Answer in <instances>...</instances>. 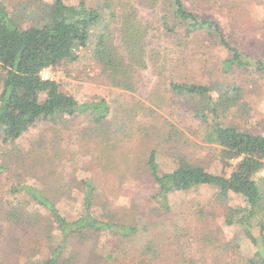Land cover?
<instances>
[{"label":"trees","instance_id":"obj_1","mask_svg":"<svg viewBox=\"0 0 264 264\" xmlns=\"http://www.w3.org/2000/svg\"><path fill=\"white\" fill-rule=\"evenodd\" d=\"M138 4L143 9L164 6L166 14L162 20L168 35L183 37L184 41L201 36L222 47L228 53L224 71L249 69L264 74V61L245 54L229 36V19L234 21L230 17L235 15L232 0H138ZM202 7L212 8L216 17H205ZM150 30L132 0H96L93 6H88L87 0L76 6L63 0H33L20 2L14 8L0 3L2 144L14 145L38 122L56 125L53 137L42 135L25 153L14 148L13 163L12 157L1 162L2 172L35 181L15 180L10 188L14 200L0 203V247L12 250L3 255L19 252L18 231L26 228H39L42 237L52 243L50 257L33 264H84L82 252L69 249L76 244L93 248L103 234L132 244L140 227L122 221L102 192L99 173L114 179L126 174L139 178L140 174L147 185L155 188L146 214L170 213L171 195L202 186L216 188L220 201L227 200L231 193L239 195L244 205L230 209L225 224L241 227L256 247L255 259L246 264H264V246L252 235L259 223L261 239L264 237V183L258 177L264 169V130L244 131L222 120V115L241 106L244 91L240 86L221 82L193 84L167 77L177 68L175 54L172 57L158 49L147 51ZM89 49L107 86L125 94L114 113L106 99L80 103L62 92L55 81L41 75L45 69L77 62L82 51ZM149 66L166 87L169 100L189 109L200 122L206 142L220 149L222 172H210L192 161L185 152L188 140L179 139L183 136L181 131L170 123L162 130H154L155 145L159 148L144 155L145 161L140 163L145 170L142 173L135 158L123 153L127 141L148 132L138 126V119L165 106V98L150 106L141 100L136 75ZM77 118L85 119L78 134L89 160L83 167L85 177L79 179L75 170L72 180H68L59 172L68 152L61 148L64 137L60 132ZM59 124L62 128H57ZM168 150L176 157L175 167L171 172H162L159 152L168 154ZM228 169L232 171L228 173ZM77 201L83 205V212L77 219L68 220L59 206H73ZM146 220H140L144 222V232L149 228ZM54 231L58 237L55 245ZM155 247L153 241H145L139 247L133 245L124 251L125 260L121 259V263L158 264L160 254ZM4 256H0V264H7Z\"/></svg>","mask_w":264,"mask_h":264},{"label":"rangeland","instance_id":"obj_2","mask_svg":"<svg viewBox=\"0 0 264 264\" xmlns=\"http://www.w3.org/2000/svg\"><path fill=\"white\" fill-rule=\"evenodd\" d=\"M33 0H0V3L14 8L20 2L28 3ZM52 3L53 0H42ZM69 6L78 5L81 0H63ZM96 0H87L88 6H93ZM136 3L141 19L151 26L147 39V51L158 49L168 56H173L177 68L167 77H174L181 82L193 84H210L221 82L240 86L243 100L240 107L233 108L231 112L222 115L225 124L235 125L244 131L264 130V74L254 70H239L233 68L224 71L223 62L228 58V53L215 44L213 40L197 36L192 41H184L183 37L168 35L163 27V17L166 14L164 6L156 9H143ZM235 7L234 17L229 19L227 28L229 36L234 43H238L248 56L256 60L264 61V0H232ZM212 8L202 7L203 15L207 18H215ZM229 10H226L228 12ZM182 35V32H180ZM91 49V48H90ZM83 50L79 60L75 63H63L56 68L45 69L42 73L44 79L55 81L60 90L75 97L80 103L93 102L106 99L111 106L112 113L122 102L125 94L107 86L102 79L98 67L92 62L91 50ZM1 72V70H0ZM141 100L149 106L158 103L159 98H165V106L156 109L151 116H141L138 126L147 129L140 137L127 141L123 147V153L135 158L140 166V172L144 170V155L155 145L154 130H162L168 123L175 125L182 133V140H188L185 152L192 161L203 165L213 173L222 172L220 161V149L209 145L203 133L200 122L190 113L183 104L169 100L166 87L158 81V78L150 66L146 70H139L136 75ZM2 82L0 81V92ZM85 122L84 118H77L65 123L66 127L60 134L64 139L61 148L68 151L59 172L72 180L75 175L82 179L86 174L83 167L89 157L85 149L81 148V140L78 132ZM64 125V126H65ZM56 125L47 122H38L14 145L4 146L0 138V165L2 160L14 159V148L21 152H28L32 143L38 141L42 135L54 136ZM62 128V125H57ZM18 154V153H17ZM173 154L168 150L159 152V163L162 172H171L175 167ZM236 162H233L235 164ZM232 169H228L230 173ZM16 173V172H15ZM22 175L23 172L18 170ZM126 174L122 178L114 179L101 175L103 183L100 186L104 195L108 197L113 208L121 215L122 221L127 224H138L140 234L133 243L122 242L118 237L103 234L95 247L88 248L84 244H76L69 252L81 253L84 264H122L125 260L124 251L131 249L133 245H143L145 241H153L159 251L158 264H246L255 259L256 247L246 237L241 227L227 226L225 217L232 208L242 207L243 199L239 195L229 194L225 201L218 200V190L213 187L202 186L185 193H175L170 196V213L164 212L157 215L155 212L146 214L155 193V188L147 185L140 174ZM264 183V169L258 174ZM18 180L26 183L35 181L28 176L17 177L14 173L0 170V203L14 200L10 192L12 182ZM61 213L68 219L74 220L83 212V205L77 201L73 206L62 204L59 206ZM146 215V218L145 216ZM147 219L149 228L144 232L140 220ZM154 219L157 222L150 221ZM261 228L256 223L252 229V235L264 246V237L261 239ZM43 232L39 228H26L18 231L19 252L3 255L10 252L4 246L0 247V256L6 258L7 264H33L39 259H47L51 253V242L42 237ZM53 244H57V232H53ZM130 257H133L129 253ZM108 259L107 263L105 262ZM138 261V260H137ZM124 264H128V261Z\"/></svg>","mask_w":264,"mask_h":264},{"label":"built area","instance_id":"obj_3","mask_svg":"<svg viewBox=\"0 0 264 264\" xmlns=\"http://www.w3.org/2000/svg\"><path fill=\"white\" fill-rule=\"evenodd\" d=\"M42 73H43V72H42ZM42 73H41V75H42ZM46 80H53V79L47 78Z\"/></svg>","mask_w":264,"mask_h":264}]
</instances>
